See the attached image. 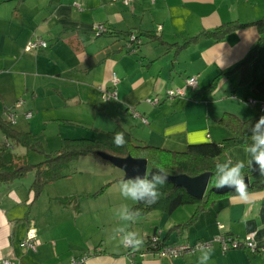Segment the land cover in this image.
Returning a JSON list of instances; mask_svg holds the SVG:
<instances>
[{
    "label": "crops",
    "instance_id": "obj_1",
    "mask_svg": "<svg viewBox=\"0 0 264 264\" xmlns=\"http://www.w3.org/2000/svg\"><path fill=\"white\" fill-rule=\"evenodd\" d=\"M262 18L264 0H0V119L9 112L18 115L25 104L17 103L24 95L51 93L69 104L95 109L98 104L108 120L99 132L119 126L139 144L184 152L189 145L219 143L230 136L218 124L224 113L246 119L264 106V32L253 24ZM229 22L248 25L220 39L203 36ZM94 25L109 32L94 38ZM129 31L156 39L144 40L136 54H127L123 44ZM34 38L46 41L47 48L26 53V42ZM189 39V46L178 47ZM254 49L247 79L242 80L243 72L236 67ZM112 73L118 79L117 100L100 102L98 89H110ZM192 76L197 79L195 89H185L182 98H165L167 90L183 88ZM153 97L160 100L158 106L147 103ZM248 99L256 101L254 107L246 104ZM131 108L147 123L132 117ZM9 126L27 133L16 119ZM2 145L14 155L15 148H22L7 143L0 131V149ZM226 158L236 162L248 156L245 148L236 147ZM122 177L121 172L115 179ZM32 180L0 185V262L69 264L86 254L81 264H198L201 251L171 258L147 250L143 257L130 258L119 236L113 238L122 227L142 241L158 236L165 245L212 242L206 248L211 250L208 264H264V254L223 252L213 241L219 234L241 241L254 232L258 247L264 246V190L248 192L247 200L238 195L220 198L190 224L196 205L169 214L153 210L129 222L121 220L119 212L135 201L115 198L91 204L88 194L82 200L80 196L78 206L62 205L59 199L77 195L63 196L66 193L44 187L34 198ZM30 228L39 241L35 251L23 244Z\"/></svg>",
    "mask_w": 264,
    "mask_h": 264
},
{
    "label": "trees",
    "instance_id": "obj_2",
    "mask_svg": "<svg viewBox=\"0 0 264 264\" xmlns=\"http://www.w3.org/2000/svg\"><path fill=\"white\" fill-rule=\"evenodd\" d=\"M253 24L257 25L262 33L264 32V18ZM246 25L248 24H236L235 22L225 23L213 31L203 33V36L220 39L234 29L242 28ZM103 27L105 31L102 32L100 36L109 32L106 30L107 28L105 26ZM91 32L93 33L94 38H97L95 31ZM131 35L135 36V38L134 41L130 43ZM124 39L123 46L127 54H136L144 44V40L149 39L150 41H154L156 37L149 34H137L129 31L126 32ZM136 40H138L139 43H137ZM149 40H147V42ZM191 40L192 39L185 40L178 47L185 48L189 46L192 42ZM254 52L255 49L236 67V69H241L243 72L242 80L247 79V64L249 60H251ZM261 116L264 115L260 113V111L256 115L246 119H241L235 114L224 113L219 118L218 124L229 131L230 136L227 139L219 143L205 142L189 145L184 152H175L139 144L128 131L119 126L113 131L107 133L106 139L103 142L82 138L66 139L54 154L46 155L42 162L33 165L29 164L23 156L12 154L4 145H2L0 149V185L10 184L16 180L23 179L28 173H31L33 180L30 185V191L33 193V197L36 198L47 184L67 177L68 174H64L65 169L72 162L77 161L82 157H95L101 162L108 164L98 157L97 154L99 152L120 158L131 156L133 158L145 159L148 165V175L146 178H150L151 174L157 172L161 168L168 172L170 174L169 176L187 175L195 177L202 173L209 172L211 177L208 189L202 199H195L189 196L182 188L176 187L171 181H168L165 185L159 188L161 196L156 203L148 205L143 202L135 201L134 205L130 208L134 211L138 210L139 214L136 217H143L153 210H163L169 214L181 206L196 205L192 217L188 223H186L190 224L196 220L198 215L206 211L208 207L212 206L216 200L223 197L238 195L235 191L222 195L216 194L212 191V188H215L216 165L228 161L226 153L230 149L236 147L246 148V146L251 143L250 128ZM0 131L6 138L7 143L11 142L13 145H20L27 149L31 147L29 135L27 133L14 131L11 126H9L5 117L0 119ZM117 132H122L124 134L126 143L122 147H117L113 143V138ZM243 174L244 177L249 178L250 185L247 192L264 190V175L260 174L257 168H249L245 166ZM119 179H123V177ZM58 202L62 205L72 204L78 206L79 199L77 196H72L59 199ZM216 237L228 238L230 240L237 239L223 234H219ZM154 238L157 240L153 243L152 239ZM151 244L153 245L151 246ZM165 246L163 240L159 239L157 236L143 240L142 245L139 248H130V250L138 253L147 250L158 252ZM141 247L146 250L141 251Z\"/></svg>",
    "mask_w": 264,
    "mask_h": 264
},
{
    "label": "rangeland",
    "instance_id": "obj_3",
    "mask_svg": "<svg viewBox=\"0 0 264 264\" xmlns=\"http://www.w3.org/2000/svg\"><path fill=\"white\" fill-rule=\"evenodd\" d=\"M31 40L27 41L25 45ZM97 98L100 102L107 101L101 97ZM19 101L25 105L17 112L18 115L15 118L17 127L27 132L31 147L28 149L19 147L18 149L15 148L14 151L15 154L23 156L31 165L42 162L48 154H54L66 138L105 140L107 132L104 130L99 132L98 128L103 126L104 129L108 120L103 116L98 104H96V109L76 103L69 104L67 100L63 102L58 94L53 95L51 93L46 94V96L40 95L37 98H32L31 94L24 95ZM92 103L95 101L92 100ZM36 107L40 111H37ZM28 109L31 111L27 112L29 116H26L24 112ZM93 123H95L94 126ZM64 174H68L67 177L47 184L46 190L66 193L63 196H67V193L68 195H77L79 200L80 196L82 200L89 194L91 196L89 203L91 204H98V202L99 204L103 202L106 204L108 200L115 198L117 201L126 200L119 191L121 180L115 179L116 174H121L120 170L95 157H82L72 162L65 169ZM31 176L32 174L28 173L23 179L26 180L27 177ZM113 190H117L118 193H112Z\"/></svg>",
    "mask_w": 264,
    "mask_h": 264
},
{
    "label": "clouds",
    "instance_id": "obj_4",
    "mask_svg": "<svg viewBox=\"0 0 264 264\" xmlns=\"http://www.w3.org/2000/svg\"><path fill=\"white\" fill-rule=\"evenodd\" d=\"M251 143L246 146L245 152L248 156L246 161L231 159L216 165L215 187L217 189L231 188L242 200L248 199L247 185L243 174V169L247 165L249 168L255 167L259 173L264 175V116H261L250 128ZM113 143L117 147L125 145L126 140L122 132H117L113 138ZM169 173L163 168L151 174L150 178L136 175L132 178L122 180L119 191L122 197L136 202H143L152 205L161 196L159 188L168 182ZM138 210L134 211L127 206H123L119 212L121 220L134 222L138 215ZM119 236L120 242L132 249H137L142 245V239L138 234L126 231L124 228L115 229V235ZM211 259V250L202 248L198 264H208Z\"/></svg>",
    "mask_w": 264,
    "mask_h": 264
},
{
    "label": "built area",
    "instance_id": "obj_5",
    "mask_svg": "<svg viewBox=\"0 0 264 264\" xmlns=\"http://www.w3.org/2000/svg\"><path fill=\"white\" fill-rule=\"evenodd\" d=\"M124 4H126V1H124ZM91 30L95 31L96 35L101 34L102 32L105 31L102 25H94L91 28ZM134 38L135 36L133 35L130 36V43L134 41ZM136 41L137 43H139L138 40ZM46 48H47V43L44 40L39 39V38H34L25 46L24 50L27 52H35L40 49H46ZM109 84H110L109 90L103 89L101 87L98 89L100 92V97L107 101L117 100V94H116L115 89H116V86L118 85V79L116 78L114 73L111 74ZM196 87H197L196 77L194 76L188 77L185 80V85L183 88H175V89L167 90V92L165 93V98L168 100L182 98L184 96L185 89L187 88L195 89ZM147 103H149L152 106H158L160 104V100L156 97H153V98H149L147 100ZM247 104L251 107H254V105L256 104V101L253 99H250L247 101ZM20 105L22 106V101H18L17 106H20ZM263 110H264V106H262V108L260 109V112H263ZM129 112L132 115V117L140 119V121L143 124L147 123V120L144 117L140 116L138 113H136L134 109L131 108ZM25 115L29 116V113H26ZM15 118H16V114L14 112H9L6 117L8 123H11V124L15 123ZM155 240L157 239L156 238L152 239L153 243L155 242ZM213 241L217 242L221 246V249L223 252H226L229 249H245L252 255H255L258 253L264 254V246L258 247V245L255 242L254 232L247 234L241 241L237 239L230 240L228 238H222V237H215ZM38 243L39 241H38V237H37L35 229L33 228L28 229L26 232L25 239L23 241L24 246L30 251H35ZM152 245L153 244H151V246ZM211 245H212V242H207V241L198 242L194 245L179 243V244L166 245L162 250H159L158 252L160 254H164L171 258H178V257H182L187 254L197 253L201 251L202 248L206 249L210 247ZM124 247L126 249V254L130 258L135 257V256L143 257L146 254V252H139V253L133 252V250H130V247L125 244H124ZM99 251L100 250L97 249V250H94L93 252L97 253ZM88 257L89 255L85 254L78 258H72L69 264H81L85 262ZM0 264H13V263H11L8 260H2Z\"/></svg>",
    "mask_w": 264,
    "mask_h": 264
},
{
    "label": "water",
    "instance_id": "obj_6",
    "mask_svg": "<svg viewBox=\"0 0 264 264\" xmlns=\"http://www.w3.org/2000/svg\"><path fill=\"white\" fill-rule=\"evenodd\" d=\"M97 155L101 160L120 170L123 173V180L132 178L136 175L144 177L148 175V165L145 159L133 158L131 156L120 158L102 152H99ZM210 177L211 174L205 172L195 177L187 175L169 176L168 181H171L176 187L182 188L189 196L195 199H202L208 189ZM245 182L248 189L250 185L248 177H245ZM212 191L221 195L234 192L233 189L226 187L222 189H217L215 187L212 188Z\"/></svg>",
    "mask_w": 264,
    "mask_h": 264
}]
</instances>
